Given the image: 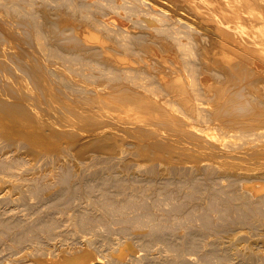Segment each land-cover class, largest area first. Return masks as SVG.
Instances as JSON below:
<instances>
[{
    "label": "rangeland",
    "instance_id": "rangeland-1",
    "mask_svg": "<svg viewBox=\"0 0 264 264\" xmlns=\"http://www.w3.org/2000/svg\"><path fill=\"white\" fill-rule=\"evenodd\" d=\"M149 2L0 0V82L5 80L0 89L26 99L54 93L53 105L77 111L78 127L89 133L79 142L65 135L28 145L29 133L2 129L0 264H38L48 253L83 247L100 264H264V176L252 179L237 166L221 164L225 154L244 157V151L264 142L259 136L264 132V81L221 73L229 58L205 42L196 26L205 23L180 9L168 18ZM168 2L162 3L169 7ZM113 18L129 20V29L112 22L106 27L104 21ZM83 23L109 30L130 63L119 68L115 57L84 51L81 35L68 29ZM149 30L167 36L169 45L162 41L143 49ZM18 51L22 55H14ZM159 58L184 70L173 77L158 72ZM238 97L251 102L242 117L233 112ZM107 111L120 116L109 121L114 123L110 131L117 127L120 135L94 137V118ZM157 139L177 144L178 152L154 146ZM247 183H259L255 189L261 190L255 195ZM125 243L130 249L121 254L118 248Z\"/></svg>",
    "mask_w": 264,
    "mask_h": 264
},
{
    "label": "bare ground",
    "instance_id": "bare-ground-1",
    "mask_svg": "<svg viewBox=\"0 0 264 264\" xmlns=\"http://www.w3.org/2000/svg\"><path fill=\"white\" fill-rule=\"evenodd\" d=\"M140 1V0H139ZM150 2L148 3L149 6L153 9V10H162L164 12V16L165 14L169 13V17L173 16L176 14V12L174 13L173 11H177L179 12L180 10L185 11L186 13H188L189 15L192 16V18L194 20H197L198 22L201 23H205L206 25L203 27H200L198 25L197 26L198 29L202 30V34L201 36H204V40L206 39L205 42L208 43V45H212L217 47V52L220 53L222 56H226L227 59V64L222 66V70L221 73L228 75V76H237L240 77L241 75L244 77H250L252 78L253 82H261L264 81V0H176L175 2H168V0H164L165 2H168L169 7L164 6V4L162 3L163 0H161L162 2H160L159 0H149ZM131 2V1H130ZM143 2V1H141ZM138 3V2H136ZM135 3V4H136ZM142 4V3H141ZM147 4V3H146ZM138 5V4H137ZM149 7V9H150ZM122 8V7H121ZM144 9V8H143ZM142 9V10H143ZM145 10V9H144ZM145 12V11H144ZM143 12V13H144ZM154 12V11H153ZM135 13V12H134ZM148 13V12H147ZM151 13V12H150ZM156 13V12H155ZM159 13V12H158ZM174 13V14H173ZM180 13V12H179ZM185 13V14H186ZM131 14V13H130ZM141 15V13H139ZM163 14V13H161ZM183 14V13H182ZM146 15V14H144ZM148 15V14H147ZM146 15V16H147ZM133 16V15H132ZM143 16V15H142ZM180 19H182L183 15H179ZM140 17V16H138ZM144 17V16H143ZM148 17V16H147ZM153 17V16H152ZM178 17V16H177ZM175 17V18H177ZM185 17V16H184ZM1 18V17H0ZM49 18V16H48ZM141 18V17H140ZM150 18V17H149ZM154 18V17H153ZM47 18H45L46 20ZM50 19V18H49ZM48 19V20H49ZM52 19V18H51ZM151 19V18H150ZM159 19V17H158ZM166 19V18H164ZM170 19V20H171ZM185 20L187 18H184ZM46 20V22L48 21ZM138 20V18H137ZM175 20V19H174ZM184 20V21H185ZM188 20V19H187ZM50 21V20H49ZM53 21H55L53 19ZM52 21V22H53ZM128 21L124 18H113V20H105L104 21V25L107 27H109V23L112 22L114 23V25H117L121 28V30H125V29H129V25H128ZM143 21V20H142ZM164 21V20H162ZM167 21V20H166ZM190 20H188L189 22ZM60 20L58 21L59 24ZM63 22V21H62ZM175 22H180V21H175ZM0 23H2V21L0 20ZM51 23V21H50ZM54 23V22H53ZM53 23L51 25H53ZM163 23V22H162ZM166 23V22H165ZM169 23V22H168ZM181 23V22H180ZM179 23V24H180ZM184 24V22H182ZM5 24V23H3ZM2 24V25H3ZM47 24V23H46ZM55 24V23H54ZM189 24L192 25V22ZM1 25V24H0ZM6 25V24H5ZM49 25V24H48ZM131 25V24H130ZM174 25V22H173ZM176 25V24H175ZM182 25V24H181ZM186 25V24H185ZM8 26V25H7ZM59 26V25H58ZM142 26V25H141ZM168 26V25H167ZM166 26V27H167ZM170 26V25H169ZM172 26V25H171ZM170 26V27H171ZM10 27V26H9ZM113 27V26H112ZM111 27V28H112ZM180 26L178 25V28ZM189 27V26H188ZM61 30L64 31V29L66 27H61ZM115 28V27H114ZM138 28V27H137ZM143 28V27H142ZM176 27H174L175 29ZM182 28V27H181ZM180 28V30H181ZM191 28V27H190ZM194 28V27H193ZM10 29V28H8ZM7 29V30H8ZM68 29L72 30L74 33L80 34L81 35V39L83 42V47H85L84 51H87L90 54H95L97 52L104 54L106 57H115L117 63L116 66H118L119 68L122 67L124 68L125 66H127L130 63L129 60V54L126 55L127 53L123 52H119L117 51V47H115V44H113V36H111L109 30L106 31L105 33L103 32L104 29H96L94 28V26L92 25H88V24H80L79 26H77L76 28H71L68 27ZM135 29V28H134ZM139 29L140 26H139ZM145 29H150L145 28ZM173 31V28H171ZM188 29V28H187ZM186 29V30H187ZM66 30V29H65ZM132 30V29H131ZM170 30V28H169ZM184 30V29H183ZM192 30V29H189ZM195 30V29H194ZM197 30V29H196ZM195 30V31H196ZM11 33L12 31L9 30ZM15 31V30H14ZM61 31V32H62ZM119 31V29H118ZM154 31V30H153ZM152 30L148 31V43L146 45H144L142 48L146 49L148 46L151 47L152 45H155L156 43H161L163 45L168 46L169 43L167 42V36L163 37L164 35L162 34H155ZM193 31V34H195ZM8 32V31H6ZM66 32V31H65ZM79 32V33H78ZM113 32V31H112ZM115 32H117V30L115 29ZM122 32V31H121ZM174 32V31H173ZM187 32L186 34H188L189 31H185ZM184 32V33H185ZM191 32V31H190ZM198 32V31H196ZM9 33V32H8ZM11 33L9 35H11ZM14 33V32H13ZM12 33V34H13ZM63 33V32H62ZM141 33V32H140ZM177 33V32H175ZM180 33V32H178ZM199 33V32H198ZM4 34V33H3ZM2 34V35H3ZM125 34V33H124ZM145 34V33H143ZM174 34V33H173ZM200 34V33H199ZM64 35V33H63ZM67 35V33L65 34ZM64 37H67L65 36ZM70 35V34H69ZM75 35V34H73ZM79 35V37H80ZM118 35V34H117ZM121 35V34H119ZM123 35V34H122ZM140 35V34H139ZM171 35V34H170ZM178 35V34H177ZM182 35V34H181ZM184 35V34H183ZM182 35V36H183ZM125 36V35H124ZM174 36V35H173ZM176 36V35H175ZM180 36V35H179ZM179 36H177L179 38ZM187 36V35H186ZM8 37V36H7ZM72 37H76V36H72ZM70 37V38H72ZM126 37V36H125ZM142 37V36H140ZM146 37V36H145ZM185 37V36H184ZM189 37V36H187ZM199 37V35H198ZM197 37V38H198ZM3 38V37H2ZM13 38V37H12ZM11 38V39H12ZM74 38H72L74 40ZM5 39V38H4ZM59 39V38H58ZM71 39V40H72ZM143 39V38H142ZM173 39V38H172ZM176 39V38H175ZM195 39V38H194ZM7 40V38H6ZM61 39H59L60 41ZM67 40V39H65ZM117 39H115V42L117 44ZM121 40V39H120ZM119 40V41H120ZM125 40V38H124ZM181 40V39H180ZM185 40V39H184ZM10 41V40H9ZM69 41V40H68ZM76 41V40H74ZM144 41V40H143ZM179 42V40H177ZM182 41V40H181ZM180 41V42H181ZM123 42V41H122ZM185 42V41H184ZM197 42H199V40H197ZM11 43V42H10ZM139 43V42H138ZM137 43V44H138ZM202 43L201 41L199 42V44ZM123 44V43H122ZM125 44V43H124ZM144 44V43H143ZM198 44V45H199ZM118 45V44H117ZM120 45V44H119ZM205 45V44H203ZM10 47V46H9ZM120 47V46H119ZM13 48V47H12ZM122 48V47H121ZM124 48V47H123ZM89 50V51H88ZM123 50V49H122ZM25 51V50H24ZM80 51V50H79ZM78 51V52H79ZM132 51V50H131ZM142 51V50H141ZM2 52V51H1ZM4 52V51H3ZM6 52V51H5ZM85 52V53H87ZM133 52V51H132ZM15 52H12V54H14ZM21 53H24L23 50ZM21 53H15L14 55H22ZM30 53V52H29ZM129 53V52H128ZM7 54V53H6ZM25 55L27 53H24ZM17 55V56H18ZM89 56V55H88ZM87 56V57H88ZM112 58V59H113ZM161 60V63H158L156 65V70H158V72H166L168 71L171 76L173 77V75H178L180 74L181 71H183L184 69H180L177 66V62H173L172 64L170 62H168V60L163 59V58H159ZM112 62V61H111ZM124 66V67H123ZM29 69H31L30 67H28ZM97 68V67H96ZM114 68V67H113ZM121 68V69H122ZM150 64L148 63L146 66L147 70H150ZM107 69V68H106ZM105 69V70H106ZM116 69V68H115ZM114 69V70H115ZM208 68L206 69H202V71L205 73ZM26 70V69H25ZM36 70V69H35ZM34 70V71H35ZM22 71H24V67L22 68ZM95 71V70H93ZM100 71V70H99ZM122 71V70H121ZM33 72V71H32ZM104 72V71H103ZM107 72V71H106ZM113 72V71H112ZM124 72V70L122 71ZM35 73V72H34ZM92 73V72H91ZM96 73V72H95ZM94 73V74H95ZM98 73V72H97ZM129 73V72H128ZM102 74V73H101ZM99 75V74H98ZM121 75V74H120ZM174 76V77H175ZM182 76V75H181ZM224 76V75H223ZM109 77V76H108ZM122 77V75H121ZM225 77V76H224ZM236 77V78H237ZM178 78V77H177ZM242 78V77H241ZM240 78V79H241ZM121 79V78H119ZM124 79V78H123ZM160 79L162 81L165 80V77H160ZM244 80V78H243ZM242 80V81H243ZM183 81V80H182ZM1 85H4L5 80L2 82H0ZM14 83L16 84V81H14ZM240 83V82H239ZM242 83V82H241ZM182 84V83H180ZM80 85V84H79ZM181 86V85H180ZM184 88V87H183ZM95 91V90H94ZM31 92H29L28 95H30ZM36 93V92H35ZM48 93V92H47ZM46 93V94H47ZM51 93V92H50ZM39 95H30L29 98H24V97H15L12 96L8 91H4L2 89H0V132L2 131V129L4 128H9L10 129H14L17 130L19 132V134L22 133H29L28 134H24L29 136L28 138H26L25 142H29L28 145L32 144L33 140H35L36 142H40V141H45L47 139H56L60 136H67V135H75L74 137L77 139L76 141H78L79 139H81L82 137L84 138L85 135H88L85 133L84 129L81 131V129L78 127V121H79V115L77 113V111H73V109L71 108H67V106H54L53 103H56L57 100V95L53 94H49L46 96L45 94H40ZM71 94V93H70ZM102 95V94H101ZM105 95V94H104ZM65 95H63L64 97ZM100 96V95H99ZM59 98V97H58ZM61 98V97H60ZM59 98V99H60ZM171 98V97H170ZM239 100H243L247 103H251L250 101L245 100V98L243 99V97H238ZM58 99V100H59ZM167 99V98H166ZM115 100V99H114ZM176 100V99H174ZM61 101V100H59ZM121 100H117V102ZM127 101V100H126ZM168 101V100H167ZM113 102V101H112ZM238 102V101H237ZM60 103V102H59ZM123 103V102H121ZM129 103V102H128ZM127 103V104H128ZM131 103V101H130ZM135 103V102H134ZM132 103V106L133 104ZM236 103V102H235ZM116 104V103H115ZM126 104V103H125ZM141 104V103H139ZM147 104V103H146ZM111 105V103H110ZM119 105V104H118ZM129 105V104H128ZM145 105V104H144ZM121 106V104H120ZM124 106V105H123ZM126 106V105H125ZM135 106V105H134ZM146 106V105H145ZM93 107V106H92ZM105 107V105H104ZM108 107V106H107ZM111 107H114L113 105H111ZM142 107V106H141ZM97 108V107H96ZM100 108V107H99ZM130 108V107H129ZM133 108V107H132ZM102 109V108H101ZM111 109V108H109ZM116 109V108H114ZM86 110V109H85ZM90 110V109H89ZM99 110V109H98ZM97 110V111H98ZM103 110V109H102ZM117 110V109H116ZM121 110V109H120ZM123 110V109H122ZM135 111V108L133 109ZM81 111V110H80ZM104 112V111H103ZM100 115V117H98L99 119L97 120V117L94 118L93 122V129L91 130V132L96 135L94 137H99L100 135L105 136V133L107 135H111V136H116V135H120V133H118V129L116 126V128H114L115 130L111 128H109L114 124H110V120H114L115 118H119V115L116 114H112V111L109 112L107 111L106 114ZM123 112V111H122ZM136 112V111H135ZM148 112V110H147ZM83 113V112H82ZM100 113V112H99ZM105 113V112H104ZM124 113V112H123ZM140 113V112H138ZM146 113V112H145ZM89 114V113H88ZM97 114V113H96ZM141 114H144L141 112ZM92 115V114H90ZM125 115L129 116V113H125ZM140 117V116H139ZM147 117V116H146ZM145 117V118H146ZM135 118V117H134ZM141 118V117H140ZM256 118V117H255ZM82 119V117H81ZM86 119V118H84ZM92 119V118H90ZM130 119V118H129ZM138 119V118H137ZM88 120V119H87ZM144 120V119H143ZM135 121V120H133ZM88 123L90 122V120L87 121ZM86 122V124H87ZM125 122V121H124ZM127 122V121H126ZM152 122V121H151ZM119 123V122H118ZM132 123V122H131ZM91 124L89 126H91ZM121 124V123H120ZM125 124V123H124ZM129 124V123H127ZM135 124V123H133ZM148 124V123H147ZM152 125V123H149ZM117 125V124H116ZM138 125V124H137ZM155 125V124H154ZM152 125V126H154ZM114 126V125H113ZM119 126V125H118ZM123 126V125H122ZM125 126V125H124ZM142 126V125H141ZM243 126V125H242ZM135 127V126H134ZM133 127V128H134ZM140 127V125H139ZM149 127V126H148ZM246 127V126H245ZM113 128V127H112ZM132 128V127H130ZM136 128V127H135ZM141 128V127H140ZM152 128V127H149ZM154 128V127H153ZM241 128V127H240ZM260 128V127H259ZM258 128V129H259ZM248 129V128H247ZM6 130V131H9ZM130 130V129H129ZM134 130V129H133ZM144 130V129H143ZM155 130V129H153ZM241 130V129H240ZM243 130V129H242ZM257 130V129H256ZM262 130V128H261ZM11 131V130H10ZM107 131V132H106ZM131 131V130H130ZM121 132V131H120ZM124 132V130H123ZM149 132L151 133V131L149 130ZM153 132V131H152ZM155 132V131H154ZM165 132V131H164ZM167 132V131H166ZM236 132V131H233ZM258 132V131H257ZM163 133V132H161ZM214 133V132H213ZM240 133V132H239ZM255 133V132H254ZM160 134V133H159ZM215 134V133H214ZM237 134V133H236ZM243 134V133H242ZM106 135V136H107ZM147 135V134H146ZM156 135V133H155ZM163 135V134H162ZM165 135V134H164ZM172 135V134H170ZM174 135V134H173ZM105 136V137H106ZM151 136V135H150ZM157 136V135H156ZM161 136V135H160ZM180 136V135H177ZM197 136V134H196ZM259 136L261 138H264V132H260ZM21 137V136H20ZM91 137V136H90ZM104 137V138H105ZM149 137V136H148ZM164 137V136H163ZM166 137V136H165ZM172 137V136H171ZM200 137V136H198ZM255 137V136H254ZM23 138V137H22ZM74 138V139H75ZM161 138V137H160ZM168 138V137H167ZM173 138V137H172ZM179 138V137H178ZM182 138V137H181ZM202 138V137H200ZM205 138V137H204ZM242 138V137H241ZM251 138V137H250ZM25 139V137H24ZM86 139V137L84 138ZM93 139V138H92ZM103 139V138H102ZM150 139V138H149ZM164 139V138H163ZM171 139V138H170ZM185 139V138H184ZM191 139V138H190ZM193 139V138H192ZM197 139V138H196ZM194 139V140H196ZM209 139V138H207ZM82 140V139H81ZM79 140V141H81ZM169 140V139H166ZM179 140V139H178ZM182 140V139H180ZM200 140V139H199ZM204 140V139H203ZM202 140V141H203ZM212 140V139H211ZM235 140V139H234ZM259 140V139H258ZM10 141V140H9ZM12 141V139H11ZM78 141V142H79ZM184 141V140H182ZM186 141V140H185ZM192 141V140H190ZM206 141V138H205ZM208 141V140H207ZM206 141V144H208ZM224 142V140H222ZM179 142V141H178ZM199 142V141H197ZM210 142V141H209ZM237 142V141H236ZM15 143V142H14ZM13 143V144H14ZM83 143V142H82ZM151 146L153 145V143L151 141L148 142ZM181 143V142H180ZM184 144V142H182ZM202 143V142H200ZM214 143V142H212ZM231 143V142H230ZM239 143V142H238ZM246 143V142H245ZM258 143V142H257ZM193 144V143H192ZM196 144V143H195ZM205 144V146H206ZM224 144V143H223ZM139 145V144H138ZM142 145V144H141ZM157 145L162 149H165L167 151V153H172V152H178L176 151L177 149L179 150L180 146H176L174 143L172 144V142L168 143L165 141H162L160 139H157L154 141V146ZM179 145V144H178ZM185 145V144H184ZM201 145V144H198ZM209 145H212L209 143ZM222 145V144H221ZM226 145V144H225ZM144 146V145H143ZM146 146V145H145ZM186 146V145H185ZM203 146V145H202ZM202 146L200 148H202ZM215 146V144H214ZM252 146V144H251ZM195 147V146H194ZM198 147V146H197ZM207 147V146H206ZM205 147V148H206ZM217 147V145H216ZM215 147V148H216ZM219 147V146H218ZM217 147V148H218ZM245 147V146H244ZM247 147V146H246ZM208 148V147H207ZM234 148V147H233ZM243 148V147H241ZM248 148V147H247ZM189 149L191 150V148L189 147ZM194 149V148H193ZM231 149V148H230ZM184 150V149H183ZM186 150V149H185ZM206 150V149H204ZM208 150V149H207ZM215 150V149H214ZM194 150H192L193 152ZM198 151V150H197ZM201 151V150H199ZM222 151V150H221ZM6 152V151H5ZM4 152V153H5ZM182 152V150H181ZM185 152V151H184ZM187 152V151H186ZM190 152V151H189ZM188 152V153H189ZM203 152V151H202ZM213 152V151H211ZM216 152V151H215ZM233 152V151H232ZM200 153L201 152H197ZM207 153V152H206ZM210 153V152H209ZM231 153V152H230ZM242 153V152H241ZM179 154V153H178ZM177 154V155H178ZM182 154V153H180ZM184 154V153H183ZM192 154V153H191ZM203 154V153H202ZM205 154V153H204ZM213 154V153H212ZM235 154V153H234ZM237 154V153H236ZM243 154L245 155L243 156H234L232 153L231 154H225L223 157L224 159L222 160L221 164L222 165H228L231 166L232 165L235 167L237 166L238 169L241 170L240 174L242 173L244 176H248L251 177L252 179H260V176H264V142L261 141V143H258L256 145V148L252 149L251 151H244ZM172 155V154H171ZM170 155V158H171ZM176 155V154H175ZM216 155V154H215ZM241 155V154H240ZM186 156V155H185ZM190 155H188L189 157ZM194 156V155H192ZM197 156V155H196ZM204 156V155H203ZM213 156V155H212ZM220 156V155H219ZM173 157V155H172ZM197 157H201V156H197ZM208 157V156H206ZM210 157V156H209ZM217 157V156H216ZM221 157V156H220ZM180 157H178L179 160ZM186 158V157H184ZM195 158V157H194ZM212 158V157H211ZM174 159V157L172 158ZM175 159L176 156H175ZM183 159V157H182ZM187 159V158H186ZM204 159V158H203ZM202 159V160H203ZM206 159V158H205ZM209 159V158H208ZM171 160V159H169ZM244 162V164H239L238 161ZM174 161V160H173ZM188 161V160H187ZM171 162V161H170ZM177 162V161H176ZM186 162V160H185ZM206 162V161H205ZM220 162V161H219ZM173 163V162H172ZM210 163V162H208ZM214 163V161L212 162ZM177 164V163H175ZM183 164V163H182ZM185 164V163H184ZM211 164V163H210ZM218 164V163H216ZM219 166V165H218ZM221 166V165H220ZM227 167V166H226ZM222 168V167H221ZM235 168V169H237ZM233 169V168H232ZM238 171V170H236ZM234 172V171H233ZM235 173V172H234ZM237 173V172H236ZM239 173V172H238ZM232 174V173H231ZM239 174V175H240ZM236 175V174H235ZM233 176V175H232ZM238 178V177H237ZM241 178V177H240ZM247 178V177H246ZM246 178H243L244 180ZM251 179V181H253ZM254 179V180H255ZM262 179V178H261ZM243 180V181H244ZM264 180V179H262ZM239 181V180H238ZM247 181V180H246ZM250 181V180H249ZM250 181V182H251ZM248 182V181H247ZM259 182V181H258ZM261 182V181H260ZM243 183V182H242ZM245 184V183H244ZM248 184V183H247ZM246 184V185H247ZM261 185H264L262 183H260ZM259 183L255 184L258 186H261ZM245 185V187H246ZM250 186V188L252 189V191L254 192V194L260 190H256V186L253 185V183L248 184ZM247 185V186H248ZM262 188H264V186H261ZM257 194V193H256ZM255 194V195H256ZM254 196V195H253ZM129 248V244L125 243L122 246H120L118 248L119 252L122 254L123 252H125V249L128 250L127 248ZM130 251V250H129ZM133 251V250H132ZM119 253V254H120ZM119 254L117 255V257H120L121 259H123L124 257L122 255L119 256ZM101 257V256H100ZM41 260H37L38 264H100L101 260L100 258L89 248L87 247H83L79 250L76 251H72V252H64V251H60L57 252L53 255L51 254H47L45 258H40ZM119 259V258H118Z\"/></svg>",
    "mask_w": 264,
    "mask_h": 264
},
{
    "label": "clouds",
    "instance_id": "clouds-1",
    "mask_svg": "<svg viewBox=\"0 0 264 264\" xmlns=\"http://www.w3.org/2000/svg\"><path fill=\"white\" fill-rule=\"evenodd\" d=\"M249 104L243 100H238V102L233 106V112L237 116H244L246 114V109Z\"/></svg>",
    "mask_w": 264,
    "mask_h": 264
}]
</instances>
